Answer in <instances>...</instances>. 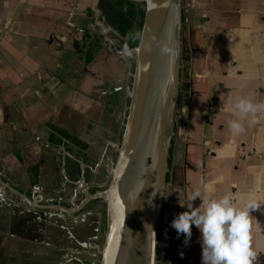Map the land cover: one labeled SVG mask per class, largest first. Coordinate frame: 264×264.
<instances>
[{
	"label": "crops",
	"instance_id": "1",
	"mask_svg": "<svg viewBox=\"0 0 264 264\" xmlns=\"http://www.w3.org/2000/svg\"><path fill=\"white\" fill-rule=\"evenodd\" d=\"M113 1L0 0V181L62 203L92 195L87 183L102 170L107 182L132 62L110 21ZM180 36L170 221L192 189L251 199L254 264H264V112L233 136L235 117L222 106L228 96L264 100V0H181ZM50 125L84 144L77 181L67 176L64 144L48 141ZM199 238L194 226L187 244L170 231L169 264H201Z\"/></svg>",
	"mask_w": 264,
	"mask_h": 264
},
{
	"label": "water",
	"instance_id": "2",
	"mask_svg": "<svg viewBox=\"0 0 264 264\" xmlns=\"http://www.w3.org/2000/svg\"><path fill=\"white\" fill-rule=\"evenodd\" d=\"M144 3L126 115L105 189L74 203L44 201L0 181V264H84L104 204L99 264H169L171 188L168 152L180 98L181 0ZM113 25V24H112ZM92 35H90L91 37ZM168 54L161 52V45ZM88 46L81 53L85 67ZM83 169V166H81ZM96 236L93 237L95 240ZM94 258V257H93Z\"/></svg>",
	"mask_w": 264,
	"mask_h": 264
},
{
	"label": "clouds",
	"instance_id": "3",
	"mask_svg": "<svg viewBox=\"0 0 264 264\" xmlns=\"http://www.w3.org/2000/svg\"><path fill=\"white\" fill-rule=\"evenodd\" d=\"M161 52L168 54L166 45H161ZM222 106L225 112L235 117L228 121L233 136L244 131L245 119L251 126L257 122V114L264 112V100L254 103L242 96H228ZM197 198L199 204L193 207L192 202ZM180 205L186 210L178 213L170 226L175 229L177 237L183 234L185 244L191 237L192 226L198 229L201 264H254L257 253L250 243L252 217L249 213L258 207L256 202L241 199L237 204L230 193L213 198L202 195L197 188L190 190L185 203Z\"/></svg>",
	"mask_w": 264,
	"mask_h": 264
},
{
	"label": "trees",
	"instance_id": "4",
	"mask_svg": "<svg viewBox=\"0 0 264 264\" xmlns=\"http://www.w3.org/2000/svg\"><path fill=\"white\" fill-rule=\"evenodd\" d=\"M113 1V0H112ZM114 2V14L111 16L110 21L116 26L117 32L120 39V44L123 48H134L138 43V37L142 28L143 16H144V3L143 2H133L131 0H116ZM89 62V57H86V63ZM134 63L131 62L130 72H133ZM128 105V99H126L125 107ZM48 141L56 146L64 144L65 151L68 153V157L65 159V169L67 176L72 181H77L80 177L81 170L79 167L78 160H84L85 162V153H84V144L75 138H72L66 135L64 132L59 129L54 128L53 126H48ZM173 151H174V141L172 140L171 146L168 152V173L166 175V184L169 183L170 175L169 171L171 170L172 161H173ZM116 154V153H115ZM114 154V157H115ZM97 182L104 183L106 178L105 170H102L99 175L96 176ZM86 178V176H85ZM106 182V181H105ZM105 189V185L100 188H93L90 191V194H95L96 192L102 191ZM99 200H95L87 204L89 209H95V205ZM101 214V231H104V208L98 210ZM100 239L98 243H101Z\"/></svg>",
	"mask_w": 264,
	"mask_h": 264
},
{
	"label": "flooded vegetation",
	"instance_id": "5",
	"mask_svg": "<svg viewBox=\"0 0 264 264\" xmlns=\"http://www.w3.org/2000/svg\"><path fill=\"white\" fill-rule=\"evenodd\" d=\"M132 61H133V59H132ZM129 84H130V79H129L128 86H129ZM126 99H128V98L126 97ZM126 99H125L124 103L126 102ZM124 108H125V110H126L125 104H124ZM125 115H126V111H125V113H124V117H125ZM123 122H124V119H123ZM121 136H122V125H121V128H120L119 131H118V136H117V141H116L117 144L120 142ZM115 156H116V154H115ZM114 159H115V157H114ZM96 178H97V177H95V180H96ZM98 202H99V203H97V204L95 205V209H92V210L95 211V213L99 216L98 233L96 234V233L94 232V230H95V228H96V227H95L94 230H92V232H90L91 239H89V240L87 239V240H86V243H87V242L90 243V244L93 246V248L90 250V254L88 253V254H86V256L80 258V260H81L84 264H99V261H100V256L97 254L96 247H97V246H98V247L101 246L102 242H101V243H98V241H99L100 239L103 241V233H104V231H101V222H102V219H101V214L99 213L98 210L101 208V206H103V208H104V204H103L102 202H100V201H98ZM104 219H105V216H104ZM104 230H105V224H104ZM94 236H96L95 240H93V237H94ZM93 257H94V258H93ZM64 264H67L65 258H64ZM68 264H75V262L72 261V260H70Z\"/></svg>",
	"mask_w": 264,
	"mask_h": 264
},
{
	"label": "rangeland",
	"instance_id": "6",
	"mask_svg": "<svg viewBox=\"0 0 264 264\" xmlns=\"http://www.w3.org/2000/svg\"><path fill=\"white\" fill-rule=\"evenodd\" d=\"M87 185L90 186V188L88 189V191L90 192L93 188H97V187L100 188L101 186L106 185V182L102 183V182L94 181V183H93V181H92L90 183H87Z\"/></svg>",
	"mask_w": 264,
	"mask_h": 264
}]
</instances>
